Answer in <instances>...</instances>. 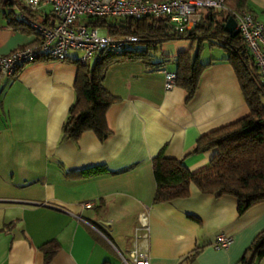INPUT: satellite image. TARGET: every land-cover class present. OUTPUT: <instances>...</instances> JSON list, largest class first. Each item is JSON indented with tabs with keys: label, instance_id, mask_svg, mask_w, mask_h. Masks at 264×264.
Returning a JSON list of instances; mask_svg holds the SVG:
<instances>
[{
	"label": "crops",
	"instance_id": "crops-1",
	"mask_svg": "<svg viewBox=\"0 0 264 264\" xmlns=\"http://www.w3.org/2000/svg\"><path fill=\"white\" fill-rule=\"evenodd\" d=\"M24 2L0 4V57L38 40L6 16L19 22ZM50 10L42 8L37 20ZM247 11L264 23V0H247ZM190 48L187 40L163 43L155 61L176 59ZM76 54L65 62L42 59L0 78V264H45L42 248L49 243L58 246L50 264H133L134 242L147 250V264H182L192 254L189 264H240L264 232V203L239 215L236 199L203 195L193 185L188 199L154 204L152 160L161 151L200 172L217 150L194 154L197 141L249 114L225 52L205 48L201 62L211 64L192 99L179 87L165 90L172 64L162 71L140 62L112 66L104 80L117 100L106 117L110 137L100 142L85 133L77 143L61 142L76 99ZM95 167L106 173L68 175ZM142 215L145 241L136 240L145 233ZM220 234L233 239L227 250L213 247Z\"/></svg>",
	"mask_w": 264,
	"mask_h": 264
},
{
	"label": "trees",
	"instance_id": "trees-1",
	"mask_svg": "<svg viewBox=\"0 0 264 264\" xmlns=\"http://www.w3.org/2000/svg\"><path fill=\"white\" fill-rule=\"evenodd\" d=\"M1 3L5 8L10 7L9 0H0ZM225 6L228 11L204 10L199 23L184 33H175L163 19H116L115 23L110 19L92 20L89 23L92 27L106 30L110 36H135L139 42L120 54L101 52L87 66L74 61L78 66L74 85L76 99L64 123L61 142L77 143L85 133H93L100 142L110 137L106 117L117 100L106 92L104 80L112 66L140 62L148 70L162 71L166 65L172 64L175 66L176 87L185 90L188 99H192L197 94L203 72L211 64L201 62L203 51L206 47L219 48L225 52V60L234 70L249 114L197 141L194 154L217 150L209 165L200 172H189L182 162L166 158L161 151L152 160L156 183L154 204L188 199L193 185L203 195L236 199L239 215L264 203V80L240 36L224 30L233 13L247 11V0H226ZM28 14L37 19L36 14ZM10 15L15 28H26L14 20L12 13H6V16ZM183 40L191 42L187 52L173 60L163 58L161 62L155 61L160 45ZM139 44L143 46L139 48ZM104 173L106 169L95 167L68 175L93 177ZM42 250L45 264H50L58 252V246L49 243ZM194 258L195 254H192L182 264H189ZM262 258L264 232L256 237L240 264H254Z\"/></svg>",
	"mask_w": 264,
	"mask_h": 264
},
{
	"label": "built area",
	"instance_id": "built-area-1",
	"mask_svg": "<svg viewBox=\"0 0 264 264\" xmlns=\"http://www.w3.org/2000/svg\"><path fill=\"white\" fill-rule=\"evenodd\" d=\"M226 0H25L24 10L19 12V23L37 35V42L6 57H0V78L14 77L21 69L42 59L65 62L71 52L79 53L77 61L87 66L101 52L122 53L130 45L139 42L135 36H110L89 23L95 19L155 18L165 20L175 33L192 30L200 21V12L206 9L225 10ZM51 10L44 21L32 18L42 8ZM28 11V12H27ZM236 31L264 80V23L251 13H233ZM85 20V21H83ZM176 87V75L165 73V90ZM84 208L92 209V204ZM141 227L145 230L136 240L148 239L147 218L142 215ZM233 239L225 234L216 237L215 250H227ZM134 242L129 255L133 264H147V250ZM125 264H129L124 260Z\"/></svg>",
	"mask_w": 264,
	"mask_h": 264
},
{
	"label": "water",
	"instance_id": "water-1",
	"mask_svg": "<svg viewBox=\"0 0 264 264\" xmlns=\"http://www.w3.org/2000/svg\"><path fill=\"white\" fill-rule=\"evenodd\" d=\"M224 26L226 33L238 35L236 31V21L233 18H230Z\"/></svg>",
	"mask_w": 264,
	"mask_h": 264
},
{
	"label": "rangeland",
	"instance_id": "rangeland-1",
	"mask_svg": "<svg viewBox=\"0 0 264 264\" xmlns=\"http://www.w3.org/2000/svg\"><path fill=\"white\" fill-rule=\"evenodd\" d=\"M83 21H85V20H83ZM110 22L115 23L116 19H110ZM73 56H75L74 60H78L80 57L79 53H77L76 55H73Z\"/></svg>",
	"mask_w": 264,
	"mask_h": 264
}]
</instances>
